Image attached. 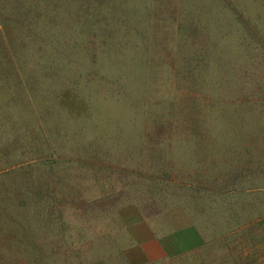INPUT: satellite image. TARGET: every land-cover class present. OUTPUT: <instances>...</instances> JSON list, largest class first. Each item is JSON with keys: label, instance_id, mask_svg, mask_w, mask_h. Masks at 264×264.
<instances>
[{"label": "rangeland", "instance_id": "1", "mask_svg": "<svg viewBox=\"0 0 264 264\" xmlns=\"http://www.w3.org/2000/svg\"><path fill=\"white\" fill-rule=\"evenodd\" d=\"M0 264H264V0H0Z\"/></svg>", "mask_w": 264, "mask_h": 264}]
</instances>
